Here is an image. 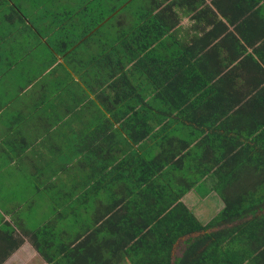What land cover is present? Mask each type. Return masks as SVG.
Returning <instances> with one entry per match:
<instances>
[{
    "label": "crops",
    "instance_id": "0c3cea01",
    "mask_svg": "<svg viewBox=\"0 0 264 264\" xmlns=\"http://www.w3.org/2000/svg\"><path fill=\"white\" fill-rule=\"evenodd\" d=\"M133 1L97 22V0H0V264H50L36 237L90 238L186 144L264 201V0H146L100 39ZM209 175L183 199L203 224L226 206Z\"/></svg>",
    "mask_w": 264,
    "mask_h": 264
},
{
    "label": "trees",
    "instance_id": "16d2710c",
    "mask_svg": "<svg viewBox=\"0 0 264 264\" xmlns=\"http://www.w3.org/2000/svg\"><path fill=\"white\" fill-rule=\"evenodd\" d=\"M188 147L160 160H147L145 184L139 191L131 190L129 198L116 194L114 209L90 238L76 246L58 243L61 249L48 253L36 237L35 246L44 259L50 264H264V201L253 202L252 178L223 177L222 169L233 165L232 161L219 167L218 157L213 163L205 161L217 151L215 145L196 146L182 154ZM232 149L224 150V155ZM197 152L199 158H193ZM193 170H201L202 175L184 174L175 182L171 174ZM209 173L226 206L203 224L183 199ZM222 183L236 185L238 192L224 193L219 189ZM259 195L262 200L264 194ZM183 238L185 247L177 255L175 246Z\"/></svg>",
    "mask_w": 264,
    "mask_h": 264
},
{
    "label": "rangeland",
    "instance_id": "374dc122",
    "mask_svg": "<svg viewBox=\"0 0 264 264\" xmlns=\"http://www.w3.org/2000/svg\"><path fill=\"white\" fill-rule=\"evenodd\" d=\"M127 1L130 0H97V3L93 5V16L95 17V20H97V22H101L103 19L111 15L114 9H121ZM145 1L146 0H134L132 3H130V5L124 9L121 15L111 19L108 23H106V25L102 28L103 30L101 33H99V38H102L103 32H107L110 37H113L112 40L109 39V43L112 45L116 39V36L118 35V31L120 29L119 22L121 21L123 14L126 15L131 11L139 12L141 8L140 5ZM184 240L185 238L181 239L175 246V254L180 255L183 251L185 247Z\"/></svg>",
    "mask_w": 264,
    "mask_h": 264
}]
</instances>
